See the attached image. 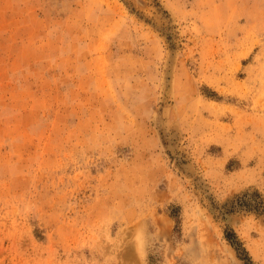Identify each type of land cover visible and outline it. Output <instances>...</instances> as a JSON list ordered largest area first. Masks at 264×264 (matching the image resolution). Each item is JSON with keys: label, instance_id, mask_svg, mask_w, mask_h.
<instances>
[{"label": "rangeland", "instance_id": "1", "mask_svg": "<svg viewBox=\"0 0 264 264\" xmlns=\"http://www.w3.org/2000/svg\"><path fill=\"white\" fill-rule=\"evenodd\" d=\"M0 264H264V0H0Z\"/></svg>", "mask_w": 264, "mask_h": 264}]
</instances>
